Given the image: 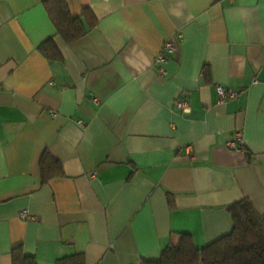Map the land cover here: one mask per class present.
<instances>
[{"label":"crops","instance_id":"1","mask_svg":"<svg viewBox=\"0 0 264 264\" xmlns=\"http://www.w3.org/2000/svg\"><path fill=\"white\" fill-rule=\"evenodd\" d=\"M43 1L0 0V264L16 246L38 264H138L178 233L227 234L240 199L264 215V0H64L96 20L70 44ZM216 85L237 95L217 102ZM44 151L63 175L42 185Z\"/></svg>","mask_w":264,"mask_h":264},{"label":"trees","instance_id":"2","mask_svg":"<svg viewBox=\"0 0 264 264\" xmlns=\"http://www.w3.org/2000/svg\"><path fill=\"white\" fill-rule=\"evenodd\" d=\"M46 15L63 43L70 44L92 28L96 20L84 8L79 16H72L64 0H44ZM38 51L48 60H58L60 53L51 38L43 41ZM40 184L63 175L60 162L47 151L38 160ZM169 202V199H168ZM231 230L202 247H196L190 235L178 233L169 241L157 259H142L138 264H264V215L258 214L247 199H240L228 207ZM11 264H38L20 246L11 250ZM55 264H84L82 253L61 257Z\"/></svg>","mask_w":264,"mask_h":264},{"label":"built area","instance_id":"3","mask_svg":"<svg viewBox=\"0 0 264 264\" xmlns=\"http://www.w3.org/2000/svg\"><path fill=\"white\" fill-rule=\"evenodd\" d=\"M180 37H181V34H178L176 36V38H178V39ZM176 48H177V44H176L174 38L173 39H166L163 42L159 52L154 56V59H153V62L157 68L158 75L163 76L165 74L163 64L166 63L167 57L169 55H172L176 51ZM215 91H216V95H217V102H223L224 100L229 99V98H234L237 95L236 91H233L231 89H225L219 85L215 86ZM174 106L176 108L180 109L181 111H188V108H189L186 101L183 99H177L174 103ZM77 123L79 125L82 124L80 121ZM226 146H227V148H230V149H241L243 147V139H242L241 134L236 133L234 135V137L227 142ZM184 149H185L184 152H185L186 156L191 158L192 153H191L190 146L187 145L184 147ZM19 218H21V219H27V218L32 219L33 217L28 215L27 210H23L19 213Z\"/></svg>","mask_w":264,"mask_h":264}]
</instances>
